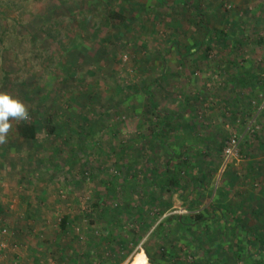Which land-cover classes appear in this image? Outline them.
Masks as SVG:
<instances>
[{
    "label": "rangeland",
    "instance_id": "374dc122",
    "mask_svg": "<svg viewBox=\"0 0 264 264\" xmlns=\"http://www.w3.org/2000/svg\"><path fill=\"white\" fill-rule=\"evenodd\" d=\"M178 1L0 0V90L71 129L0 144V264H264V0Z\"/></svg>",
    "mask_w": 264,
    "mask_h": 264
},
{
    "label": "trees",
    "instance_id": "16d2710c",
    "mask_svg": "<svg viewBox=\"0 0 264 264\" xmlns=\"http://www.w3.org/2000/svg\"><path fill=\"white\" fill-rule=\"evenodd\" d=\"M178 2L184 3L183 0H179ZM203 28L208 31L207 27H203ZM214 33H215V36L218 38L226 37V36H221L220 34H217L216 31H214ZM260 75L261 74H258L257 76H260ZM145 93L147 96L146 99H147L149 106L152 109H156V106L153 104V101H152V98H151L149 92H145ZM37 110H39V109L37 108ZM159 113L162 114V116H161L162 118L159 121V126H158L159 128L155 129L154 127H149V140L152 144L157 142L159 147L164 149L165 153L168 154V158H167L166 162L164 163V169L162 171H160L159 173L156 172L154 174V176L151 178L149 184H150V186H152V188H156L159 190L167 191L169 193H173V192L178 191L179 189L180 190L185 189V186L181 185V180L185 177V175L186 176L189 175V173H190L189 168H190L191 164H190V161L188 158L184 159V160H180L182 153L178 152V151L183 145L180 146L179 144H177V145H174L176 147L173 148V145L172 146H171V144L167 145L166 141L161 139L159 136V134L161 132H163V130L174 129L173 128L174 125L178 126V121H179L178 116L175 114H163V113H161V111ZM42 129L45 130L47 132V134H49V135H52L54 133L61 134L65 131L71 132V129H69L68 127L57 125L56 123H54L53 119L51 117H48L47 119L46 118L42 119V118H38V117H32L30 119V121H27V122L21 121V122H19V124L17 126V132H18L19 136L25 141L29 140L32 142L35 141L36 135ZM177 149H178V151H176ZM174 160L176 162H174ZM185 165H186V171L184 173V176H182L181 175V169L183 166L185 167ZM173 166H178L179 169H176V167L173 168ZM192 183H193L192 184L193 189H196V195H195L196 198L193 201H191L189 206L186 207L187 210L195 209L196 205L198 204L199 197H201V191H202L201 181L200 180H193ZM180 193H181V194H179L180 199L183 202L186 201L187 198L186 197L184 198L182 196L183 191ZM146 197H147L146 198L147 204L149 201H152L153 199L155 200V197L153 196V194L151 192H149L148 196L146 195ZM171 219H173L172 216L163 219L158 224L156 229H159V230L163 229L164 225L169 223ZM203 219L204 218L200 215L195 216L196 221H201ZM67 220H68L67 217H63V219H61V226L64 229L66 227ZM188 220H189V217H187V216H176V217H174V221L177 223L181 232H183V234L190 235L191 224H190V222H188ZM224 228L226 229V227H224ZM227 230H229V234H231V236H238V239L242 238V240H246L245 237H246L247 233H246L245 225L236 222L232 228L227 229ZM237 230L241 231V235L237 234ZM157 231L158 230H156V232ZM110 232L111 231L109 228L108 233H110ZM107 235L109 236L110 234H107ZM246 243H247V241H246ZM257 253H264V242H262V244L259 246ZM130 264H135V263L133 261H130ZM206 264H210V262L207 261Z\"/></svg>",
    "mask_w": 264,
    "mask_h": 264
},
{
    "label": "clouds",
    "instance_id": "9594fccd",
    "mask_svg": "<svg viewBox=\"0 0 264 264\" xmlns=\"http://www.w3.org/2000/svg\"><path fill=\"white\" fill-rule=\"evenodd\" d=\"M13 121H30L28 107L17 96L6 90H0V144L7 142L13 129Z\"/></svg>",
    "mask_w": 264,
    "mask_h": 264
}]
</instances>
